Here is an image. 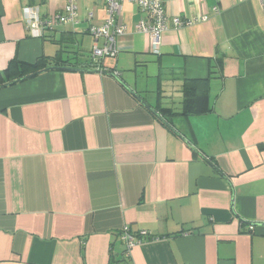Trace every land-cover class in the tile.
I'll return each mask as SVG.
<instances>
[{"label":"crops","instance_id":"obj_1","mask_svg":"<svg viewBox=\"0 0 264 264\" xmlns=\"http://www.w3.org/2000/svg\"><path fill=\"white\" fill-rule=\"evenodd\" d=\"M81 1L76 25L33 39L23 8L45 18L66 0H0V85L11 63L90 69L106 13ZM161 1L207 20L169 24L154 55L123 3L111 72L0 89V264H264V5ZM124 226L151 235L129 258Z\"/></svg>","mask_w":264,"mask_h":264},{"label":"built area","instance_id":"obj_2","mask_svg":"<svg viewBox=\"0 0 264 264\" xmlns=\"http://www.w3.org/2000/svg\"><path fill=\"white\" fill-rule=\"evenodd\" d=\"M77 1L66 0L64 7L49 17L41 18L38 7L35 5H26L23 8V19L25 28L29 36L33 39H40L45 33L54 32L60 26L76 25L77 21ZM106 13L104 24L100 27L89 26L87 33L93 38V46L89 52V65L101 73L111 72L103 67L105 59H116L118 55L117 37L127 32L126 26L121 19V6L123 3H132L136 5L138 11L144 15L135 25V32L145 35L148 39L149 53L160 54L161 35L168 29L169 24L180 28L189 26L195 22L206 21L207 17H196L195 19L182 21L179 17H169L161 0H101ZM264 5V0H261ZM216 12V9H214ZM93 19V13L87 14V20ZM101 42V44H99ZM118 77L117 72H113ZM253 227L250 226V230ZM121 240L125 249L123 256L129 258L131 250L136 247L139 238L150 237L147 231H139L137 234L131 233L128 226L121 229Z\"/></svg>","mask_w":264,"mask_h":264},{"label":"trees","instance_id":"obj_3","mask_svg":"<svg viewBox=\"0 0 264 264\" xmlns=\"http://www.w3.org/2000/svg\"><path fill=\"white\" fill-rule=\"evenodd\" d=\"M67 68H73V67H67ZM89 68L90 69H86V70L93 69L92 66H90ZM74 69H77V68H74ZM41 70H44V65H42L40 61H38L37 63L33 65H28V64H23V63H11L9 68L6 71H4L3 74L7 76V81L11 82L16 79H20L24 76H27L29 74H34L33 77H35L36 76L35 73Z\"/></svg>","mask_w":264,"mask_h":264},{"label":"water","instance_id":"obj_4","mask_svg":"<svg viewBox=\"0 0 264 264\" xmlns=\"http://www.w3.org/2000/svg\"><path fill=\"white\" fill-rule=\"evenodd\" d=\"M52 69H59V70H65V71H75V72H95L94 70H81V69H74V68H57V67H53V68H47V69H44V70H41V71H38L37 73H35V75H38V74H41L45 71H49V70H52ZM34 76V74H29L27 76H24L20 79H16L14 81H11V82H7L3 85L0 86V89H3V88H6V87H9V86H12L14 84H17V83H20V82H23L27 79H30ZM117 81L120 83V81L117 79ZM137 100L138 102L143 105L146 109H148L155 117L159 118L153 110H151L145 103H143L141 100L138 99V97L133 94L131 91H129ZM161 119V118H160ZM162 120V119H161Z\"/></svg>","mask_w":264,"mask_h":264},{"label":"rangeland","instance_id":"obj_5","mask_svg":"<svg viewBox=\"0 0 264 264\" xmlns=\"http://www.w3.org/2000/svg\"><path fill=\"white\" fill-rule=\"evenodd\" d=\"M95 2H96L98 5H99V3H100L99 0H95ZM78 5H79V6L84 5V2L81 1V0H78ZM123 12H125V11H123ZM89 13H90V12H89ZM80 15H81V13H80ZM79 48H80L79 46L76 47V49H79Z\"/></svg>","mask_w":264,"mask_h":264}]
</instances>
